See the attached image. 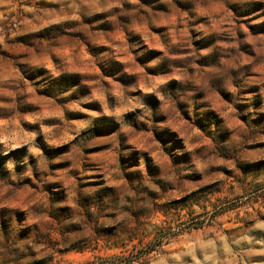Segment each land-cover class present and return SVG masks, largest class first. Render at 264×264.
Here are the masks:
<instances>
[{
    "label": "rangeland",
    "instance_id": "rangeland-1",
    "mask_svg": "<svg viewBox=\"0 0 264 264\" xmlns=\"http://www.w3.org/2000/svg\"><path fill=\"white\" fill-rule=\"evenodd\" d=\"M0 264H264V0H0Z\"/></svg>",
    "mask_w": 264,
    "mask_h": 264
}]
</instances>
